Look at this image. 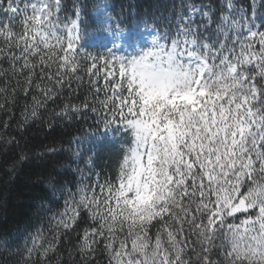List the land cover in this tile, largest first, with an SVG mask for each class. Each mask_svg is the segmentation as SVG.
<instances>
[{"label": "snow or ice", "instance_id": "snow-or-ice-1", "mask_svg": "<svg viewBox=\"0 0 264 264\" xmlns=\"http://www.w3.org/2000/svg\"><path fill=\"white\" fill-rule=\"evenodd\" d=\"M0 14V109L35 90L23 128L86 82L53 115L90 110L129 137L114 179L59 189L51 238L33 235L25 261L48 264L75 233L81 264H264V0L189 6L163 29L107 0L70 14L65 0H0Z\"/></svg>", "mask_w": 264, "mask_h": 264}, {"label": "trees", "instance_id": "trees-1", "mask_svg": "<svg viewBox=\"0 0 264 264\" xmlns=\"http://www.w3.org/2000/svg\"><path fill=\"white\" fill-rule=\"evenodd\" d=\"M91 6L102 0H80ZM115 5V11L123 10L125 16L134 11L140 17L155 21L163 29L175 27L181 15H186L189 6L209 5L219 7L222 0H107ZM69 14L73 0H65ZM239 6L247 7L250 0H235ZM0 18H3L0 14ZM200 21L199 14L195 17ZM87 22V18H85ZM19 30V26H17ZM2 41V38H0ZM95 53V49H90ZM9 63L0 58V69L7 70ZM5 79L0 74V87ZM75 88V84L73 85ZM88 93V86L73 93L65 90L63 97L39 111L35 119H30L21 128L22 110L30 106L31 96L25 98L17 91L15 104H6L0 109V264H42L38 256L25 261V247L31 246V237L39 232L51 238L55 228V219L63 211L64 194L59 190L66 182L69 187L77 183L81 174L89 181L115 178L117 165L126 147L128 136L122 131L110 129L104 132L103 124L98 123L97 114L90 110L71 120L56 118L64 103L71 101L79 104ZM0 95V103H3ZM7 122L8 128H4ZM14 138V140H13ZM74 138H80L79 146ZM9 140L13 142L8 143ZM54 148V152H49ZM79 150L81 155H76ZM25 154L27 159L20 160ZM91 160V163H89ZM7 241V247L4 242ZM76 234L70 240L63 239L55 254H50L48 264H81L74 250ZM75 257V259H72Z\"/></svg>", "mask_w": 264, "mask_h": 264}, {"label": "rangeland", "instance_id": "rangeland-1", "mask_svg": "<svg viewBox=\"0 0 264 264\" xmlns=\"http://www.w3.org/2000/svg\"><path fill=\"white\" fill-rule=\"evenodd\" d=\"M196 15H198V14H196ZM196 17V16H195ZM128 141H129V137H128ZM127 144V143H126Z\"/></svg>", "mask_w": 264, "mask_h": 264}]
</instances>
